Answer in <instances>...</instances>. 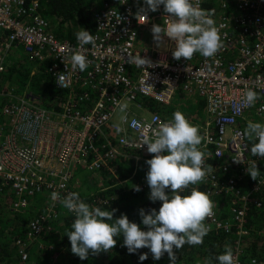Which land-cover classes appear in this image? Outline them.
<instances>
[{
  "label": "built area",
  "instance_id": "1",
  "mask_svg": "<svg viewBox=\"0 0 264 264\" xmlns=\"http://www.w3.org/2000/svg\"><path fill=\"white\" fill-rule=\"evenodd\" d=\"M192 3L214 10L223 47L213 58L197 53L190 61H177L172 57L174 42L167 37L165 48L156 47L151 27L168 20L162 5L155 12L149 11L144 21L136 18L143 0H102L90 32L95 46L81 47L77 38L69 40L52 31L39 0H0V72L10 52L23 45L28 59L38 65L31 69V75H49L55 87L65 92L57 106L50 107L38 103L29 89L17 93L0 83V183L8 185L15 195L14 209L26 210L31 196L46 191L52 201L45 212L30 221L28 243L18 241L23 244V259L28 257L27 246L38 242L43 232L53 230L50 218H57L63 210L59 200L53 201L52 193L57 192L60 198L69 193L68 183L78 166L110 169L113 159L125 157L139 165L151 158L147 146L139 148L140 143L170 118L153 112L147 119L139 114L146 108L142 104L139 110L127 109L124 117H117V103L130 105L139 96H146L170 105L181 90L204 100L210 116L201 128L204 140L200 148L206 153V164L215 159L214 171L206 177L209 196L223 191L239 195L238 178L247 174L248 164L255 160L264 165V159L251 155L248 140L242 135L251 112L264 123V0ZM74 50L89 61L85 71L72 68ZM140 57L151 60L153 67L137 68L134 61ZM247 89L259 93L252 106L243 102ZM236 156L243 157V163L234 162ZM224 174H229L226 180ZM263 187L261 173L247 191L259 193ZM148 188L144 179L140 191ZM114 191L105 198L96 195L91 206H107L118 195ZM243 199L253 200L247 194ZM205 223L211 232H234L235 264H243L242 241L249 233L247 206L231 205L225 218L213 209ZM253 260L258 264L256 258Z\"/></svg>",
  "mask_w": 264,
  "mask_h": 264
},
{
  "label": "clouds",
  "instance_id": "2",
  "mask_svg": "<svg viewBox=\"0 0 264 264\" xmlns=\"http://www.w3.org/2000/svg\"><path fill=\"white\" fill-rule=\"evenodd\" d=\"M161 5L168 20L162 25H152L153 41L158 48L165 42V37L174 42L172 57L175 60L184 58L190 61L197 53L204 58H213L223 47L213 19L214 10L201 9L192 0H143L136 13L137 20L143 18L145 21L147 13L159 10ZM76 38L81 47L87 44L95 46V37L84 28L76 33ZM70 59L72 68L81 72L89 66L86 56L79 50H74ZM134 63L137 68L153 67L151 60L145 57L135 59ZM259 98V93L247 89L243 102L252 106ZM117 107L124 113L129 105L121 102ZM242 135L251 142V155L264 159V123L248 121ZM203 140L198 126L193 125L180 110L173 112L167 122L159 123L154 135L142 139L139 148L146 145L147 152L152 154L145 161L148 165L145 179L150 190L148 199L162 203L159 210L140 208V224L130 221L124 213L114 218L116 209L93 207L82 200L78 192H69L63 198L53 192V201L59 200L63 208L75 217L70 230L65 233L71 252L85 260L90 253L109 252L117 243L114 237L122 236V246L129 254L147 248L153 260H160L167 253L169 264H176V252L185 244H203L204 237L211 231L205 220L213 215L214 209L209 194L198 187L214 171L212 165L206 164V153L200 148ZM233 160L243 163L241 156L233 157ZM246 173L257 180L260 169L255 160L248 164ZM188 189V194H184ZM135 190L141 189L135 186ZM146 259L147 252L139 255V261ZM215 260L217 264H235L231 247L226 246ZM206 264H212V260ZM252 264H256L255 260Z\"/></svg>",
  "mask_w": 264,
  "mask_h": 264
},
{
  "label": "trees",
  "instance_id": "3",
  "mask_svg": "<svg viewBox=\"0 0 264 264\" xmlns=\"http://www.w3.org/2000/svg\"><path fill=\"white\" fill-rule=\"evenodd\" d=\"M39 2L40 11L50 22L52 31L59 37L69 40H75L76 33L81 28L89 32L94 30L96 14L101 5V0H39ZM14 52L15 49L10 52L5 67L0 72V83H2L6 89L11 88L17 93H23L26 89H30L37 97L38 102L50 107H56L57 101L61 100L65 92L62 93L55 87L54 81L49 75H31L32 67L29 65L28 56L25 55L20 58L21 60H15L12 57ZM29 80L32 84L31 88H28ZM22 88L23 91L21 90ZM179 92L183 93V95H187L184 91ZM179 92H177L176 95ZM138 101L144 107L159 112L167 118L170 117L166 114L173 113L172 109H174V107L172 104L165 105L146 96H139ZM187 104L190 105L188 102ZM116 120L117 118H115V121ZM248 146L250 150V141H248ZM111 161L110 169L104 167L99 170H90L80 165L74 171V173H82L81 175L85 178L90 172H93L94 178L98 177L100 181H102V179L106 180V183L102 184L103 187H100L99 190L94 189L95 192H93L92 195L90 193L87 197V195L77 190L75 186L71 185L72 181H70V183H68L69 192H78L81 199L90 205V202H93L96 195L105 198L109 196V193L112 191H118V197L111 201L110 204L107 206L99 205V207L102 210L116 209L114 218L124 213L128 216L130 221L140 224L141 218L139 212L138 214L133 213L135 210V200H143L141 205L136 206L137 211H139L140 208H144L146 211L151 208L159 210L162 202L156 201L153 203L148 199L149 188L146 189L147 191L135 190V186L140 187V183L144 181L146 176V172L139 167L140 164L136 165L133 160L125 157L113 159ZM221 161H223V159ZM214 162L215 159L211 158L210 165ZM257 166L260 169V174L264 173V165ZM224 175V180H226L229 174ZM80 180L79 177L76 184H79ZM254 181L255 180H253L250 175L246 174L238 178L237 187L240 188L239 195H236L233 191H223V194H226L227 197L233 196V198L230 199L232 202L231 205H236L238 207L247 206V226L249 233L245 235L242 241L243 254L241 260L243 264H251L253 258L257 259L258 264H264V187L259 193L248 192L247 190L251 188ZM207 186L208 181L206 179L198 185L199 189L204 192ZM109 187L111 189L107 190ZM189 191L190 189L186 190L184 194H188ZM48 193L49 191L40 194L47 195ZM67 194L68 193H65L64 196ZM246 194L253 200L246 202L243 199V196ZM34 198L36 199L35 204H30L26 210L14 209L13 203L15 201V195L8 185L0 183V264H40L44 262L47 255L56 256L58 254L64 259H69L71 264H169L167 253H165L160 260H153L152 254L147 248H141L136 253L129 254L127 248L122 246V236L114 237L117 243L109 252H101L98 255L90 253L87 259L81 260L71 252L70 241L67 235H65L66 231L70 230V225L75 217L73 213L67 212L60 203L59 206L62 208L63 212L60 211L61 213H59L57 218H50L53 230L50 232H43L41 237H38V242H34L32 245L27 246L28 257L23 259L21 255L23 244L18 241L23 240L24 243H28L27 232L30 221L35 216L45 212L46 206L51 205V202H47L46 205L40 206L37 197L35 196ZM42 198L45 197L43 196ZM255 200L262 202V205L258 206ZM129 204H131V208H128ZM221 212L224 218L228 217L229 209H223ZM141 227L144 228L142 224ZM234 238L235 234L233 231L229 233L223 231H210L208 235L204 237L203 244L196 246L185 244L178 250L176 252V264H206V261L209 259L212 260V264H217L215 257L223 253L226 246L231 247L232 251H234ZM194 247L197 250L192 249ZM145 252L148 253V259L142 262L139 261V255ZM190 252L197 257L199 261H196V258L193 259Z\"/></svg>",
  "mask_w": 264,
  "mask_h": 264
},
{
  "label": "rangeland",
  "instance_id": "4",
  "mask_svg": "<svg viewBox=\"0 0 264 264\" xmlns=\"http://www.w3.org/2000/svg\"><path fill=\"white\" fill-rule=\"evenodd\" d=\"M100 3H101V5H100L99 9L102 8V0ZM160 47L165 48L164 43L161 44ZM25 55H26V52L24 50V46L19 45L17 48H15V52H14V55L12 57L15 60H19L20 58L24 57ZM28 61H29V65L32 68L38 66L36 62H33L29 59H28ZM31 86H32V84H31V81L29 80L28 88H31ZM23 88L21 89L22 91H23ZM189 96L191 97V99H189L186 95H183V93H179L178 95H176L172 101V106L174 107V109H172V110H173V112H175L176 110H180L193 125L198 126V128L201 129L204 127L205 122L208 120L210 115L207 111L206 104L203 100L198 101V100H200V98H197L198 99L197 100L195 97H193V96H195L194 94H189ZM196 96H198V95H196ZM187 102L190 105H188ZM200 102H204V104H202ZM38 103H40V102H38ZM173 104H175V105H173ZM154 112H156V111H154ZM157 113H159V112H157ZM139 114L141 116L146 117L147 119H150L152 114H153V111L148 109V108H143V109L139 110ZM159 114L163 115L161 113H159ZM172 114L173 113L166 114V115H169V117L171 118ZM116 116L121 117L122 116L121 112L118 111ZM249 120H251L253 122H260L261 121L260 118H258L254 115V112H251V114L249 115ZM246 125L245 126L243 125V127L246 128ZM139 167H141V169L144 170V172H147L148 165L142 163V165L140 164ZM81 174L82 173H79V172L74 173V176L71 180L72 181L71 185L75 186L77 190H79L83 194L87 195V197L90 193L92 195L93 192H95V190H99L100 187H103L102 184L106 183V180L102 179V181H100L99 178L96 176H95L96 178H94L93 172H90L86 178ZM238 174H239V172H237V176H238ZM76 177H77V179H76ZM79 177L81 179L79 182L80 185L76 184V181L78 180ZM56 181L59 182V178ZM134 181H132V182H134ZM73 182H74V184H73ZM99 184H101V185H99ZM50 195L51 194L48 193L47 195L40 194V195L36 196L38 204L40 206H44V205H46L47 202L52 203V201H50L51 200ZM43 196L45 198H42ZM115 196L118 197V195H115ZM210 198L214 203V209H217L218 212L220 214H222L221 211L223 209L228 210L230 208V206L232 204L230 199H232L233 196L231 195V196L227 197L226 194H223V192H222L220 194L210 196ZM30 200H31V204L34 205L36 202V199L33 196H31ZM142 203H143L142 199L135 200V202H134V205H135L134 209L135 210L133 211V213L138 214L139 211L136 210V206H139ZM91 204L92 203L90 202V205ZM128 208H131V204L128 205ZM228 215H229V213H228ZM192 249L197 250L195 247ZM197 252L200 253L199 251H197ZM190 254L192 255L193 259L196 258L195 260L199 261L197 259V257H195L191 252H190ZM40 264H71V262L69 259H66V258L64 259V258H62V256L60 254H58L56 256H53V255L48 256L47 255L44 259V262L40 263Z\"/></svg>",
  "mask_w": 264,
  "mask_h": 264
},
{
  "label": "bare ground",
  "instance_id": "5",
  "mask_svg": "<svg viewBox=\"0 0 264 264\" xmlns=\"http://www.w3.org/2000/svg\"><path fill=\"white\" fill-rule=\"evenodd\" d=\"M195 96H196V94H194ZM141 103H139L138 101H136V102H133V103H131L130 105H129V107H128V109L129 110H131V111H137V110H139L140 109V105ZM122 114V116H121V118L122 117H124V113H121ZM153 115V114H152ZM163 118H167V117H165V116H163V115H161ZM152 117V116H151ZM200 132H201V129H200Z\"/></svg>",
  "mask_w": 264,
  "mask_h": 264
},
{
  "label": "crops",
  "instance_id": "6",
  "mask_svg": "<svg viewBox=\"0 0 264 264\" xmlns=\"http://www.w3.org/2000/svg\"><path fill=\"white\" fill-rule=\"evenodd\" d=\"M64 95H65V94H64ZM64 95H63V96H64ZM63 96H62V97H63ZM186 96H187L189 99H191V97H190L189 95H186ZM193 97H195L196 99H197V98H200L199 96H193ZM197 100H198V99H197ZM202 100H203V99L200 98V100H198V101H202ZM203 101H204V100H203ZM201 103L204 104V102H201ZM206 108H207V106H206ZM153 112H154V111H153Z\"/></svg>",
  "mask_w": 264,
  "mask_h": 264
}]
</instances>
